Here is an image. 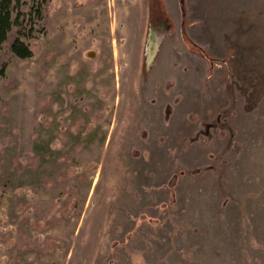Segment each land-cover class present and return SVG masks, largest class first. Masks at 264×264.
<instances>
[{
    "label": "rangeland",
    "instance_id": "obj_1",
    "mask_svg": "<svg viewBox=\"0 0 264 264\" xmlns=\"http://www.w3.org/2000/svg\"><path fill=\"white\" fill-rule=\"evenodd\" d=\"M13 20L0 264H264V0H14Z\"/></svg>",
    "mask_w": 264,
    "mask_h": 264
},
{
    "label": "trees",
    "instance_id": "obj_2",
    "mask_svg": "<svg viewBox=\"0 0 264 264\" xmlns=\"http://www.w3.org/2000/svg\"><path fill=\"white\" fill-rule=\"evenodd\" d=\"M36 2L37 0H33ZM14 0H0V47L7 41L10 31L15 25L13 20ZM38 13H41V6H38ZM13 52L22 58L32 56L33 49L24 40L17 36L11 43Z\"/></svg>",
    "mask_w": 264,
    "mask_h": 264
}]
</instances>
